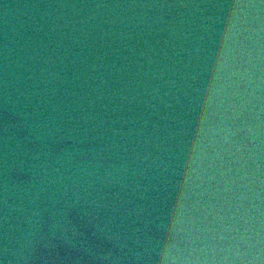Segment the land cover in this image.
I'll list each match as a JSON object with an SVG mask.
<instances>
[{
  "label": "water",
  "instance_id": "water-1",
  "mask_svg": "<svg viewBox=\"0 0 264 264\" xmlns=\"http://www.w3.org/2000/svg\"><path fill=\"white\" fill-rule=\"evenodd\" d=\"M0 264H264V0H0Z\"/></svg>",
  "mask_w": 264,
  "mask_h": 264
}]
</instances>
